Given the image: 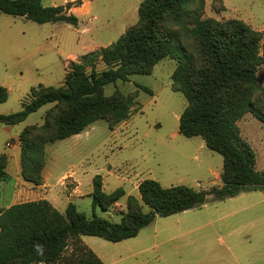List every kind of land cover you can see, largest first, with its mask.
<instances>
[{
	"label": "trees",
	"instance_id": "obj_1",
	"mask_svg": "<svg viewBox=\"0 0 264 264\" xmlns=\"http://www.w3.org/2000/svg\"><path fill=\"white\" fill-rule=\"evenodd\" d=\"M81 4L44 7L42 0H0V14L22 17L37 24L65 23L79 18L70 13ZM205 0H144L138 23L115 43L71 62L60 87L37 86L22 100V109L0 115V126H16L47 104L53 109L42 125L26 127L18 137L22 177L43 184L45 146L81 134L97 121L110 128L126 121L136 105L133 95L105 94V87L126 83L133 75H151L163 59L176 61L173 90L187 100L179 119V133L201 137L211 151L223 157L222 186L196 190L178 185L163 187L153 179L139 184L141 202L130 196L121 222L93 214L88 217L74 203L64 213L48 200L23 202L0 208V264H103L81 236L121 242L138 236L156 216L169 217L223 201L241 192H264V170L256 169V154L241 136L238 122L248 113L264 123V87L258 71L263 33L239 19L205 18ZM106 69L99 71L98 63ZM153 94L145 86L136 85ZM9 93L0 87V105ZM7 156H0V181L7 178ZM94 208L103 211L125 192L103 190L102 177L92 181ZM147 207L149 210L144 211Z\"/></svg>",
	"mask_w": 264,
	"mask_h": 264
},
{
	"label": "rangeland",
	"instance_id": "obj_2",
	"mask_svg": "<svg viewBox=\"0 0 264 264\" xmlns=\"http://www.w3.org/2000/svg\"><path fill=\"white\" fill-rule=\"evenodd\" d=\"M77 1L42 0V5L61 6ZM143 1L80 0L81 4L70 10L79 18L77 27L65 23L37 24L0 14V87L9 93L0 112L20 111L22 100L33 87L62 86L71 62L115 43L138 23V9ZM205 2V18L239 19L263 33L260 54L264 55V0ZM97 68L102 71L106 66L100 62ZM175 68L176 61L166 58L151 75H133L129 82L106 86V95L117 92L135 97L136 105L126 121L112 129L108 122L97 121L78 138L44 147V169L49 158L55 179L72 172L78 175L64 178L56 190L69 196L80 186L82 194L73 197L74 202L88 217L95 214L121 222L129 197L141 202L139 184L145 179L156 180L165 188L184 185L211 190L222 186L223 157L208 149L201 137L187 138L179 133V119L187 100L173 90L171 76ZM258 77L264 87V65ZM137 84L150 88L153 94L142 91ZM51 109L53 104L43 106L13 126L11 133L1 126L0 154L12 151L7 146L10 136H17L27 126L42 125ZM238 126L242 138L256 154V169L263 171L264 123L248 113ZM97 175L102 177L105 193L111 194L118 188L125 192L108 211L93 206L90 194ZM33 198L39 196L35 194L29 199ZM67 205L64 199L60 212L64 213ZM81 239L103 264H264V192H241L169 217L156 216L137 237L121 242L92 236Z\"/></svg>",
	"mask_w": 264,
	"mask_h": 264
},
{
	"label": "crops",
	"instance_id": "obj_3",
	"mask_svg": "<svg viewBox=\"0 0 264 264\" xmlns=\"http://www.w3.org/2000/svg\"><path fill=\"white\" fill-rule=\"evenodd\" d=\"M0 115H7V114H2V112H0ZM5 128H6L5 130L10 133L14 130L13 126H5ZM21 132L22 131H20L19 134ZM19 134H17V136H10L9 138L14 143V145L10 147L12 148L11 149L12 151H10L9 153L0 154V156L2 155L7 156V165L5 168V171L7 173V178L3 181H0V208H9L10 206L14 204L38 201V200H43V199L48 200L59 211H60L59 207L61 205V202L64 201V199L68 201V204L69 203L75 204L74 201H76V199H74L73 197L75 196L79 197V195L82 194L80 192V186L74 189L73 191L74 193L70 194L69 196L60 195V193H57L56 189L58 188L59 184L64 180V178H68V177L72 178L78 175L72 172V173L63 175L59 179H55L53 175L54 166L53 168H49V158L47 161V165L44 169L42 185L35 186L29 182H26L23 179L22 165H21V151H20V147L18 146ZM78 136H80V134L72 136L68 139H71L74 137L78 138ZM74 146H75V143H74ZM76 180L79 181V179H76ZM23 186L26 189H29V190L32 189V191H26V192L23 191L25 189L23 188ZM35 194L39 196V198L29 199V198H32ZM17 200H20V202H16Z\"/></svg>",
	"mask_w": 264,
	"mask_h": 264
},
{
	"label": "built area",
	"instance_id": "obj_4",
	"mask_svg": "<svg viewBox=\"0 0 264 264\" xmlns=\"http://www.w3.org/2000/svg\"><path fill=\"white\" fill-rule=\"evenodd\" d=\"M13 145H14V143L12 141L7 143L8 147H12Z\"/></svg>",
	"mask_w": 264,
	"mask_h": 264
}]
</instances>
